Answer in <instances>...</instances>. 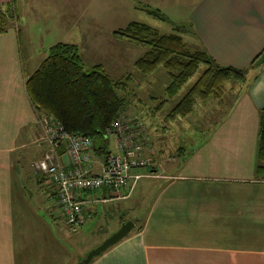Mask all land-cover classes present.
Segmentation results:
<instances>
[{"label": "crops", "instance_id": "0c3cea01", "mask_svg": "<svg viewBox=\"0 0 264 264\" xmlns=\"http://www.w3.org/2000/svg\"><path fill=\"white\" fill-rule=\"evenodd\" d=\"M138 3L173 9L188 26L184 42L247 73L244 82L224 84L223 95L235 96L206 139L162 171L144 174L127 195L102 202H115L123 214L148 198L130 232L88 264H264V178L254 172L264 107V0H0L14 14L0 34V264H72L54 246V223L28 214L32 192L47 196L30 166L41 149L32 144L39 125L27 76L58 42L75 44L84 64L88 48L101 60L111 53L108 66L116 64L121 46L112 31L134 21L118 23L125 14L119 11L141 9ZM95 60L91 65H102Z\"/></svg>", "mask_w": 264, "mask_h": 264}, {"label": "trees", "instance_id": "16d2710c", "mask_svg": "<svg viewBox=\"0 0 264 264\" xmlns=\"http://www.w3.org/2000/svg\"><path fill=\"white\" fill-rule=\"evenodd\" d=\"M141 9L157 20L170 23L157 8L142 6ZM13 17L10 5L0 7V34L6 30ZM187 28L185 24H174V32L158 33L145 23L130 21L124 27L112 31V36L117 40L145 47L143 54L133 62V67L143 74L161 67L167 76L164 91L168 97L177 93L200 64L204 66L195 81L170 108L166 114L168 120L188 116L196 101L221 97L226 82H244L247 73V68L219 65L202 49H188L179 34L187 31ZM129 79L128 74L121 79L110 78L101 64L84 66L75 44L58 42L50 46L38 67L27 76L24 86L38 116H52L67 132L90 139L92 168L99 171L105 156L115 152L114 140L112 149H107V129L122 115L124 98L120 93L125 90ZM258 119L254 172L264 178V107L259 110ZM131 171L143 175L156 174L154 167H148L147 164L134 167ZM108 190L102 188L99 191L104 200L98 203L119 199ZM50 198H56L54 191H51ZM93 206L85 209V218L93 213ZM58 215L62 218L59 212Z\"/></svg>", "mask_w": 264, "mask_h": 264}, {"label": "rangeland", "instance_id": "374dc122", "mask_svg": "<svg viewBox=\"0 0 264 264\" xmlns=\"http://www.w3.org/2000/svg\"><path fill=\"white\" fill-rule=\"evenodd\" d=\"M136 6L137 8L142 7L139 3ZM148 7L159 9L166 16V19H169L170 23L157 20L142 9L136 11L129 9L126 11V8L119 11V13L124 11L125 14L120 13L118 15V23L121 24L126 19L134 20L147 24L158 33L174 32L172 29L174 24L182 25V22L177 21L174 17V15L179 14L172 12L173 9L166 8V10H162V7L154 5ZM183 33L179 34L185 36L186 31ZM98 39L96 38V40ZM119 41L121 47L118 49L117 62L112 65L113 67L108 66V63H110L108 61L112 60L111 53H103L101 60L102 56L99 57L100 53L90 48L87 50L90 53H86L89 59L87 60L84 56L85 54L83 55L84 59H86L84 66H90L93 62L89 61H96L95 59L98 57L104 67L103 69L110 78L116 80L121 79L124 75H130L125 90L120 93L124 98L122 116L126 120L135 118L142 123L143 130L141 135L144 134L146 137L144 145L145 154L143 156L147 160V166L156 167L162 171L164 169V162H172L183 151H188L210 135L214 125H216L215 123L220 119L219 114L223 111L224 106L232 102L235 96L234 90L225 92L219 98L208 97L205 100L196 101L193 114L190 113L191 115L189 114L186 117H176L173 120H168L166 119V114L195 81L204 66L200 64L194 74L180 87L177 93L168 97L164 91L167 76L161 67H157L148 74L140 73L133 67V62L143 54L145 47L124 40ZM184 43L188 49L193 50L190 44ZM222 101L225 104H222ZM199 103L204 109L200 110V112L198 111V113L197 105ZM217 108L219 109L218 111ZM33 135L32 139L35 138L36 134ZM29 141L32 143L33 140L31 141L30 139ZM34 147L37 149V146L34 145ZM112 147L113 137H109L107 149L111 150ZM23 150L25 151V148ZM40 154H36L34 158L37 159ZM26 168H28V165ZM140 182L145 183V180L141 179ZM26 184L28 185V181H26ZM28 189L31 191L33 188L29 186ZM39 190L43 194L45 193L47 198L43 199L40 191L32 192L34 196L27 197L30 201L28 214L42 220L43 224H50L52 226L54 223L51 234L58 239V242L54 243V246L61 255L65 257L69 255L72 264H76L78 259L89 249L96 246V243L100 239L102 241L103 238L111 233V229L115 227L114 224H117L120 218L134 220L142 217L148 199L147 197L143 198L142 205L134 206L133 209L127 210L123 214H120V210L116 209L115 202L97 203L93 206L95 211L85 218L82 228H79L75 232H68L67 228L63 225L62 218L60 219L58 216L54 199L48 197L49 191H53V188L42 184Z\"/></svg>", "mask_w": 264, "mask_h": 264}, {"label": "built area", "instance_id": "2783aa9c", "mask_svg": "<svg viewBox=\"0 0 264 264\" xmlns=\"http://www.w3.org/2000/svg\"><path fill=\"white\" fill-rule=\"evenodd\" d=\"M37 123L33 144L41 154L31 163V170L53 188L54 204L68 232H75L85 220V209L104 200L102 188L121 197L143 176L131 171L147 164L142 155L146 137L135 118L126 120L121 115L111 123L107 134L113 137L115 152L105 156L99 171L92 168L89 138L67 132L52 116H38Z\"/></svg>", "mask_w": 264, "mask_h": 264}, {"label": "water", "instance_id": "95a60500", "mask_svg": "<svg viewBox=\"0 0 264 264\" xmlns=\"http://www.w3.org/2000/svg\"><path fill=\"white\" fill-rule=\"evenodd\" d=\"M134 226V221L124 220L119 226L107 235L100 243L89 249L81 258L78 259L76 264H88L93 258L100 255L108 247L125 237Z\"/></svg>", "mask_w": 264, "mask_h": 264}]
</instances>
